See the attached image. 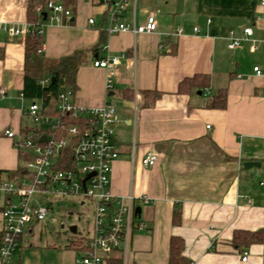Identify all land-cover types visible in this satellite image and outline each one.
<instances>
[{"label": "crops", "instance_id": "1", "mask_svg": "<svg viewBox=\"0 0 264 264\" xmlns=\"http://www.w3.org/2000/svg\"><path fill=\"white\" fill-rule=\"evenodd\" d=\"M263 0H131L124 21L138 24L153 14L152 35L109 36L106 7L99 0H75L72 20L44 23L43 56L56 61L84 53L77 74L80 106L118 104L116 142L120 152L111 175L115 196H146L141 219L151 233L135 232L125 264H169L173 238L184 242L191 264H264V244L238 249L237 231H264V5ZM56 5L65 0H50ZM28 0H0V24L26 28ZM95 19L90 25L89 20ZM253 29L257 49L245 42L228 49L233 31ZM198 29V33L195 29ZM178 29L182 34L177 36ZM25 36L0 31V171L24 170L28 155L5 136L32 126L31 100L21 97L25 77ZM120 58L114 89L97 60ZM259 67L262 75L254 72ZM209 77L202 91L179 93L185 79ZM226 107L212 108L219 93ZM118 96V98H117ZM158 157L144 168L148 154ZM259 166L245 169L244 163ZM19 176V175H17ZM8 179L4 174L2 181ZM2 202L0 204V208ZM41 225V224H40ZM37 225V226H40ZM35 226L23 236L17 264H78L79 241L46 249ZM2 215L0 209V230ZM248 253L243 262V253ZM53 258H52V256ZM120 255L115 261H120Z\"/></svg>", "mask_w": 264, "mask_h": 264}, {"label": "built area", "instance_id": "2", "mask_svg": "<svg viewBox=\"0 0 264 264\" xmlns=\"http://www.w3.org/2000/svg\"><path fill=\"white\" fill-rule=\"evenodd\" d=\"M99 1L106 7L109 21L106 33L109 36L131 33L136 37L157 32L158 23L153 14L138 24L134 11L133 22L124 21L131 0ZM46 13L45 22L58 25L69 23L73 16L69 9L52 2L48 3ZM89 24L94 25L95 19L91 18ZM43 27L44 24L38 29L41 36ZM0 31L9 37L33 36L29 24L26 28L0 24ZM195 32L198 33L197 28ZM181 34L182 29H178L176 35ZM253 35L250 27L245 28L241 36L229 32L228 49L236 50L249 42L251 50L255 51L257 42ZM119 64L118 57L94 62V67L107 71V92L114 89ZM254 72L258 76L263 74L259 67H254ZM50 82V78H45L40 84L44 87ZM5 92L1 89L0 95ZM21 97L25 98L23 93ZM74 99V92L61 91L55 105L56 116L46 115L42 102L33 100L26 112L32 123L28 133L17 136L12 130L5 131V136L10 139L18 137L15 145L28 155V160L21 175L0 182V264H17L23 236L46 222L56 205L64 202L80 205L83 211H90L92 215L90 235L81 238L83 243L76 249L78 264H112L116 255H120L119 259L125 264L133 234L151 233L136 214V208L153 201L132 194L115 196L111 188L112 168L120 157L115 138L118 104L109 101L88 107L78 105ZM157 162L158 157L150 153L142 165L150 168ZM247 260L248 253L244 252L242 261Z\"/></svg>", "mask_w": 264, "mask_h": 264}, {"label": "trees", "instance_id": "3", "mask_svg": "<svg viewBox=\"0 0 264 264\" xmlns=\"http://www.w3.org/2000/svg\"><path fill=\"white\" fill-rule=\"evenodd\" d=\"M50 0H28L27 20L31 26L33 36L25 39V77L23 94L31 101H41L44 113L49 116H56L55 105L57 96L61 91L77 90V74L81 67L84 53L76 52L71 56L61 58L56 61H47L43 56L44 37L39 35L38 29L45 23L44 14L47 12V5ZM63 6L66 9H73L75 0H65ZM50 78L51 82L47 86H42L40 82ZM52 78L55 81L52 82ZM209 85V77L198 75L190 79H185L179 86V93H186L193 90L202 91L203 87ZM226 93L221 92L215 97L211 104L212 108L223 109L226 107ZM28 133V129L23 134ZM23 173L22 167L16 172L0 171V182L4 174L8 179H13ZM234 245L238 249L247 248L252 244H264V231L248 232L237 231L234 234ZM83 241L79 242L82 245ZM184 242L180 238H173L169 249V264H191L184 256ZM112 264H121L114 261Z\"/></svg>", "mask_w": 264, "mask_h": 264}, {"label": "rangeland", "instance_id": "4", "mask_svg": "<svg viewBox=\"0 0 264 264\" xmlns=\"http://www.w3.org/2000/svg\"><path fill=\"white\" fill-rule=\"evenodd\" d=\"M91 224V212L83 211L80 205L73 202L57 204L47 221L36 228L38 232H41L40 228L44 226L43 234L38 240L39 247L46 249L48 246L55 245L56 248L65 249L64 247L69 245V240L79 241L81 238L88 237ZM74 227L76 230H73Z\"/></svg>", "mask_w": 264, "mask_h": 264}, {"label": "water", "instance_id": "5", "mask_svg": "<svg viewBox=\"0 0 264 264\" xmlns=\"http://www.w3.org/2000/svg\"><path fill=\"white\" fill-rule=\"evenodd\" d=\"M46 20H47V13L44 14V21H46ZM54 81H55V78H52V82H54ZM43 139H44V141H46V137H43ZM243 166H244L245 169L248 170L250 168L259 166V164L258 163H255V162H246V163H244ZM136 214L139 217H141V208L140 207L136 208ZM73 230H76V228L74 227Z\"/></svg>", "mask_w": 264, "mask_h": 264}]
</instances>
